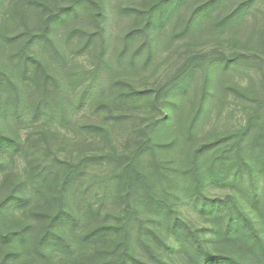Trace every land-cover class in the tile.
<instances>
[{
	"label": "trees",
	"instance_id": "1",
	"mask_svg": "<svg viewBox=\"0 0 264 264\" xmlns=\"http://www.w3.org/2000/svg\"><path fill=\"white\" fill-rule=\"evenodd\" d=\"M7 6L0 174L23 161L0 200V242L18 244L8 256L78 264L111 246L86 264H264V0ZM113 13L131 20L115 43ZM255 14L256 37L238 36ZM163 47L174 50L152 85L125 79ZM232 73L257 81L224 82ZM228 93L243 122L200 141Z\"/></svg>",
	"mask_w": 264,
	"mask_h": 264
},
{
	"label": "rangeland",
	"instance_id": "2",
	"mask_svg": "<svg viewBox=\"0 0 264 264\" xmlns=\"http://www.w3.org/2000/svg\"><path fill=\"white\" fill-rule=\"evenodd\" d=\"M130 2H136V0H111V3H119L121 5L128 4ZM9 10V7L0 8V21L2 19V15ZM260 15H254L255 19L250 21V17H245L243 19V23L241 28L238 29L237 35H246L247 38L256 37L257 27H260V23H262V17H258ZM130 18L123 15H117V13L110 14L108 20V35L111 39L112 43H115L129 27ZM233 32V31H232ZM232 32H227V35H233ZM203 47H213L216 43L212 39L205 38ZM179 48V47H178ZM174 50V47L167 48L163 47L159 52L158 58L155 61V64L147 70H136L131 73H123L125 79L132 82L136 86H150L152 83L160 77L163 66L159 67L162 63H164V58L171 51ZM83 59V58H82ZM81 59V60H82ZM165 66V65H164ZM253 77L249 78L247 76H241L238 74L232 73L228 77L224 78V82H238L240 85H248L250 83H256L257 76L252 75ZM225 105H218L213 109L210 118L206 121L203 130L199 134V140H207L212 137L215 133L223 132L228 128H236L243 122V114L240 111V106L234 103L232 94L228 93L226 97ZM232 111V114H230ZM79 120L86 121L89 118V115L80 114L77 116ZM23 169V161L19 158L9 161L8 166L6 167L5 172L0 174V200L3 199L13 187V183L19 179L20 173L22 174ZM18 244L15 241H11L8 243L0 242V264H38L36 260L27 261V256H22L19 259H13L8 256V253L17 249ZM111 246L104 247L103 249H99L95 251L94 249L85 251L83 255L78 256L77 263L78 264H86L96 260H101L108 257V252L111 250ZM79 254V255H80ZM64 262H46L44 264H63Z\"/></svg>",
	"mask_w": 264,
	"mask_h": 264
}]
</instances>
